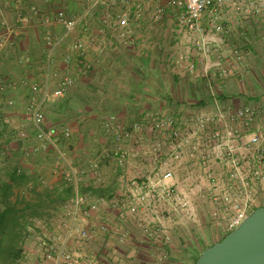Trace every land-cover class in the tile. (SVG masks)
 <instances>
[{
	"label": "crops",
	"instance_id": "0c3cea01",
	"mask_svg": "<svg viewBox=\"0 0 264 264\" xmlns=\"http://www.w3.org/2000/svg\"><path fill=\"white\" fill-rule=\"evenodd\" d=\"M167 2L146 0L136 18L135 3L121 0H0V29L3 21L16 27L12 38L0 49V196L4 190L8 192L4 206L7 202L23 206L26 202L49 200L44 193L55 200L67 189L61 176L53 171L52 153L34 152L39 140L26 110L31 84L48 82L55 88L66 75L74 82L63 95L46 101L44 126L56 129L60 147L79 171V188L87 203L88 198L106 199L89 219L82 221H69L63 203H54L46 214L34 217L33 225L25 232L22 264H193L201 250L212 244L209 241H217L215 237L226 233L213 221L201 224L192 219L194 223H189L187 216L173 210L171 201L158 202V211L140 206L136 213H130L125 203L134 194L132 181L149 172V161L132 159L121 169L102 153L112 146L102 127L111 113L125 124L139 120L146 109L157 106L174 114H187L252 104L261 115L264 113V18L246 22L234 14L224 21L225 27L249 36V64L237 67L226 78L212 74L208 83L172 69L171 59L180 53H190L198 65L208 59L200 54L195 42L200 34L180 27ZM160 4L165 7L164 14L154 21L151 14ZM31 6L52 16L58 10L68 16L87 12L86 34L77 28L53 51L54 71L49 76L43 67L47 56L43 34L46 30L58 34L62 26L56 21L42 25L34 16L24 20L31 14ZM107 12L113 17L127 14L126 37H119L113 26L102 22ZM201 24L208 27L205 19ZM231 37L226 34L224 38L231 41ZM78 38L92 43L84 58L71 50ZM224 49L215 48L209 58L218 53L226 56ZM41 94L38 90L36 98ZM63 128L69 130V136H64ZM99 156L100 171L94 175L88 170V161ZM40 178L51 188L39 185ZM207 217L206 211L198 209V218ZM100 223L106 225L105 231L98 229ZM142 225L158 229L159 235H145ZM81 228L89 231L88 237L79 236ZM42 239L54 247L51 258L44 254ZM61 251L69 253V261L60 255Z\"/></svg>",
	"mask_w": 264,
	"mask_h": 264
},
{
	"label": "built area",
	"instance_id": "2783aa9c",
	"mask_svg": "<svg viewBox=\"0 0 264 264\" xmlns=\"http://www.w3.org/2000/svg\"><path fill=\"white\" fill-rule=\"evenodd\" d=\"M121 1L125 4L134 2V16L138 18L146 0ZM167 6L175 12L180 27L200 34L195 42L200 54L208 59L198 65L191 59L190 53H180L171 59L172 69L177 74L209 83L212 74L226 78L234 74L237 67L249 64L250 52L246 45L250 42L249 36L235 32L233 27H225L224 21L234 14L246 22L264 18V0H168ZM30 11L31 14L24 20L34 16L42 25L56 21L62 26L58 34L50 30L43 34L47 51L43 67L45 75L49 76L54 71L53 51L77 28L86 34L87 12L68 16L63 10H58L52 16L36 6H31ZM164 11L163 5H157L151 18L160 20ZM204 19L208 24L206 29L201 24ZM102 22L113 26L119 37L124 38L129 32V17L125 12L115 17L107 12ZM1 25L0 49L16 30L14 25L4 21ZM226 34L234 36L235 40L231 37V41H226ZM262 43L264 45V36ZM91 45L88 39L78 38L71 44V50L84 58ZM220 47L225 48L226 56L218 53L210 59L212 50ZM73 82L74 78L66 75L60 78L55 88H51L48 82L31 84L32 94L26 107L35 137L39 140V144L33 147L34 152H51L53 171L61 176L63 185L72 187L71 195L64 204L65 215L71 222L89 219L92 212L106 202L105 197L99 196L92 201L88 198L87 203L79 188V171L60 147L56 129L44 126V104L51 97L63 95ZM38 90L42 94L36 98ZM11 103L9 100L8 104ZM102 127L103 133L112 142V146L102 153L111 157L117 168L123 169L132 159L149 161V172L138 175L132 181L134 194L125 203L132 214L140 206L158 211L155 207L158 202L171 201L173 210L187 216L190 221H196L198 209H202L217 226L228 232L264 200V113L261 115L255 105L222 106L187 114H174L157 106L146 109L139 120L126 124L111 113L104 119ZM62 133L69 136L67 128H63ZM100 163V156L90 159L88 170L98 175ZM217 166L221 172L218 169L216 172ZM38 184L51 188L41 178ZM98 229L105 231L107 227L100 223ZM142 231L149 237L159 235L158 229L148 225H142ZM78 234L84 239L89 231L81 228ZM41 245L45 256L51 258L52 243L42 239ZM61 254L67 261L70 260L69 253L61 251ZM56 258L58 260V255Z\"/></svg>",
	"mask_w": 264,
	"mask_h": 264
},
{
	"label": "water",
	"instance_id": "95a60500",
	"mask_svg": "<svg viewBox=\"0 0 264 264\" xmlns=\"http://www.w3.org/2000/svg\"><path fill=\"white\" fill-rule=\"evenodd\" d=\"M193 264H264V205L202 249Z\"/></svg>",
	"mask_w": 264,
	"mask_h": 264
},
{
	"label": "trees",
	"instance_id": "16d2710c",
	"mask_svg": "<svg viewBox=\"0 0 264 264\" xmlns=\"http://www.w3.org/2000/svg\"><path fill=\"white\" fill-rule=\"evenodd\" d=\"M68 187L64 194H57L55 200L51 199L48 193H44V196H48L49 200L42 198L43 200L26 202L23 206L7 202L3 209H0V264H22V245L27 226L33 225L34 217L40 218L46 214L54 203L55 205L57 203L64 205L72 192ZM4 191L8 193L6 190ZM39 195L41 193H38L37 196ZM262 205L264 204L262 203Z\"/></svg>",
	"mask_w": 264,
	"mask_h": 264
},
{
	"label": "rangeland",
	"instance_id": "374dc122",
	"mask_svg": "<svg viewBox=\"0 0 264 264\" xmlns=\"http://www.w3.org/2000/svg\"><path fill=\"white\" fill-rule=\"evenodd\" d=\"M40 193H41V192H40ZM7 196H8L7 193H6L5 191H3V192H2V195L0 196V209H3V207H4V201H3V199H4V198L6 199ZM37 198H38V196H37ZM197 220H198L199 223H201V224H204V223H206V224H207V223H208V224H211L212 221L214 222V219L209 218V217H207V218H198ZM189 223L193 224L194 221H189ZM188 225H189V224H188ZM219 236H220V238H221V236H223V234L218 235L217 237L214 238V240H218ZM209 243H213V240L209 241Z\"/></svg>",
	"mask_w": 264,
	"mask_h": 264
}]
</instances>
